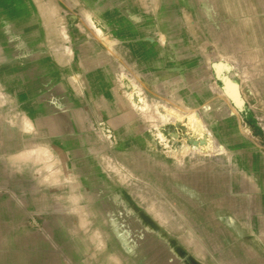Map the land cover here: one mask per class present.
Masks as SVG:
<instances>
[{"label":"rangeland","instance_id":"1","mask_svg":"<svg viewBox=\"0 0 264 264\" xmlns=\"http://www.w3.org/2000/svg\"><path fill=\"white\" fill-rule=\"evenodd\" d=\"M117 1L0 0V143L29 146L13 153L16 165L0 160V188L16 204L13 253L45 264H212L228 232L218 222L238 203L222 141L264 151V0H132L140 12H177L173 44L197 54L216 100L204 106L160 93L127 61L102 19ZM223 102L239 115L234 129L215 123ZM41 147L49 159L26 157Z\"/></svg>","mask_w":264,"mask_h":264},{"label":"crops","instance_id":"2","mask_svg":"<svg viewBox=\"0 0 264 264\" xmlns=\"http://www.w3.org/2000/svg\"><path fill=\"white\" fill-rule=\"evenodd\" d=\"M107 4L102 11V19L122 46L127 61L139 71L142 70L145 77L151 76V83L160 93L177 94L191 106H204L216 101L206 89L197 54L190 48L185 49L183 44L180 47L173 44L176 42L174 38L182 34L175 25V21H178L177 12L172 15L173 18L169 14L158 16L156 12H140L136 1L132 0ZM160 38L167 43L166 46L159 44ZM71 96L76 100L75 94ZM211 112L221 129H234L239 123V115L232 110L231 104L229 106L223 102V105L212 108ZM240 116L246 125L249 121L247 115ZM22 126L27 131L31 128L27 119L22 121ZM34 130H38L37 125H34ZM226 132H223L224 137L234 139V130ZM235 138L228 142L224 138L222 142L230 153V195L238 203L230 206L228 222H218L222 226L228 225L227 238L216 242L214 256L208 257L212 264H264V151H260L250 141ZM13 147L15 151L11 150ZM28 147L23 137L14 142L0 143V160L16 165L18 159L12 160V157L17 156L13 153L23 152ZM31 155L38 161L50 158L45 147L34 149L26 157ZM1 174L0 185H6L7 179L4 173ZM12 195V189L0 188V264H45V256L13 253L12 220L13 205L16 204ZM71 196L75 198L72 201L68 199L69 206L77 202L76 196ZM197 257L198 261L206 260L204 256ZM84 259V264H141L136 256H85Z\"/></svg>","mask_w":264,"mask_h":264},{"label":"water","instance_id":"3","mask_svg":"<svg viewBox=\"0 0 264 264\" xmlns=\"http://www.w3.org/2000/svg\"><path fill=\"white\" fill-rule=\"evenodd\" d=\"M218 79L221 80L220 78H218ZM222 82H223L224 85L226 84L225 80H223ZM224 92L227 95V97L229 98V100L232 101V102H234L235 99H234V96L233 95L236 94V92L233 91V93H229L227 88L224 89Z\"/></svg>","mask_w":264,"mask_h":264},{"label":"bare ground","instance_id":"4","mask_svg":"<svg viewBox=\"0 0 264 264\" xmlns=\"http://www.w3.org/2000/svg\"><path fill=\"white\" fill-rule=\"evenodd\" d=\"M57 43H58V42H57ZM26 122H27V121H26ZM24 124H25V123H24ZM24 124H23V125H24ZM27 126H28V125H27ZM25 127H26V126H25ZM157 213H159V212H157Z\"/></svg>","mask_w":264,"mask_h":264}]
</instances>
